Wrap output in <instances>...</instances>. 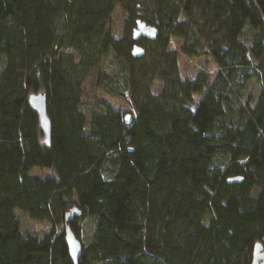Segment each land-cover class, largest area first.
Masks as SVG:
<instances>
[{
	"label": "trees",
	"instance_id": "trees-1",
	"mask_svg": "<svg viewBox=\"0 0 264 264\" xmlns=\"http://www.w3.org/2000/svg\"><path fill=\"white\" fill-rule=\"evenodd\" d=\"M137 21L156 37L134 40ZM180 53L209 56L212 79L182 77ZM106 58L123 113L82 108ZM40 91L48 144L27 101ZM17 210L49 231H22ZM68 214L77 264H250L264 251V0H0V264H74L54 241Z\"/></svg>",
	"mask_w": 264,
	"mask_h": 264
},
{
	"label": "rangeland",
	"instance_id": "rangeland-1",
	"mask_svg": "<svg viewBox=\"0 0 264 264\" xmlns=\"http://www.w3.org/2000/svg\"><path fill=\"white\" fill-rule=\"evenodd\" d=\"M122 18L123 14L120 10L116 12V16L114 19V28L116 32L119 31V29L122 26ZM170 43V49L178 51L180 49L182 41L177 38H171ZM178 62H179V72L181 73V76L186 78V76H194L197 74L198 71L202 70L207 73H209L210 80L212 79L213 75L215 74V64L213 60L210 59L209 56H203L196 59L188 58L181 53L178 56ZM116 73V67L112 63L111 58H106L103 63V82L100 83L97 87H92V89L89 91L88 95L85 97L86 101L82 104V108L85 110H92V111H101V110H121L122 113L125 110H128V107L126 106V101L128 100V97H120L119 92L122 90L120 83H116L117 75ZM112 76V80L109 81L107 77ZM93 84V82H91ZM245 85L257 93L258 88L253 81L248 80ZM162 84L159 82L154 83V87L152 89V93L155 95L159 90L161 89ZM206 89H204L202 92L198 93L194 96L193 104L198 103V101L202 98L204 95ZM118 93V95H117ZM125 114H129L126 112ZM107 177L112 176L113 174L105 170L104 172ZM29 175L36 176V177H46L53 175V169L52 168H35L32 169L29 172ZM230 201L226 205V211L228 212L229 216L237 220L241 227L244 228L247 224V220L249 218L250 212L241 213L238 211V200L236 196H232ZM18 220H20L21 224V230L26 232L27 234H35L37 237H41V235L45 232H48L50 229V224L45 221H36L33 219H28L24 213H22L20 210L16 211ZM83 229V235H84V241L89 242L92 240V237L94 235V228L93 223L89 218H85L82 223ZM55 235H54V241L60 246H65V240H64V230H62L60 227H55Z\"/></svg>",
	"mask_w": 264,
	"mask_h": 264
},
{
	"label": "water",
	"instance_id": "water-1",
	"mask_svg": "<svg viewBox=\"0 0 264 264\" xmlns=\"http://www.w3.org/2000/svg\"><path fill=\"white\" fill-rule=\"evenodd\" d=\"M157 33L158 30H156L154 26L151 27L146 25V23L143 21H137L136 27L133 29V39L138 40L142 36L149 40H152L156 37ZM131 53L134 57H140L143 54V49L138 45H134ZM27 101H29L31 109L38 114L40 129L45 135L44 142L48 144V140L50 137V122L47 117L45 93L43 91L32 93L28 96ZM124 118L126 123H130L131 118H129V115H125ZM241 181L242 179L237 177L227 179L228 183H238ZM70 215L71 214L67 215V219L64 224V240L66 250L68 251L72 262H74V264H77V260L82 254V244L75 238L71 229H69L68 220L70 219ZM252 254L253 258L250 264H264V251L262 250V246L260 243L254 246Z\"/></svg>",
	"mask_w": 264,
	"mask_h": 264
}]
</instances>
